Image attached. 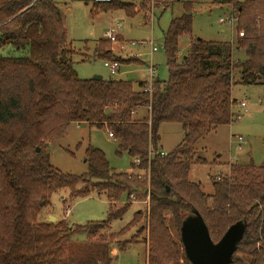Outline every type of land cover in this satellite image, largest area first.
I'll return each instance as SVG.
<instances>
[{
	"label": "trees",
	"instance_id": "16d2710c",
	"mask_svg": "<svg viewBox=\"0 0 264 264\" xmlns=\"http://www.w3.org/2000/svg\"><path fill=\"white\" fill-rule=\"evenodd\" d=\"M183 4V14L171 21L164 35L169 77H155L149 94L143 90L144 81L80 78L55 0H0V264H70L67 250L76 233L93 238L110 227L112 220L125 215L135 192L150 199L144 227L149 231L148 264H180L181 225L194 209L204 217L214 242L232 224L247 222L231 264H264V163L232 164L228 176L213 180V194L189 179L192 163L202 162L195 158L197 141L235 117V72L243 82L264 79V0H230L238 18L236 41L192 36L185 55L180 54L179 40L193 33L194 6ZM98 5L131 16L135 4L113 0ZM9 46L22 54H3ZM238 50L245 53V60L234 58ZM95 55L120 64H142L115 57L106 38L97 42ZM143 107L147 114L135 119ZM71 122L108 125L120 152L140 159L138 168L147 181L113 171L105 154L91 146L84 174L63 173L55 167L49 144ZM165 122L182 124L187 134L162 156L159 129ZM63 189L69 190L70 200L105 193L113 206L105 220L83 226L40 220L52 195ZM125 195L128 202L117 207ZM168 216L182 244L172 235ZM139 218L142 211L101 240H117ZM103 246L101 256L106 252ZM184 255L190 264L185 251Z\"/></svg>",
	"mask_w": 264,
	"mask_h": 264
},
{
	"label": "rangeland",
	"instance_id": "374dc122",
	"mask_svg": "<svg viewBox=\"0 0 264 264\" xmlns=\"http://www.w3.org/2000/svg\"><path fill=\"white\" fill-rule=\"evenodd\" d=\"M61 9L68 34L69 47L75 52L72 56L74 67L82 79H92L101 75L104 79H125L138 82L148 79L150 64L157 68L156 77L167 80L169 77L167 57L164 49V35L171 21L183 14L184 2L194 6L193 33L183 35L179 40L180 54L185 55L190 49L191 37L196 36L207 41H234L237 29H232L226 18L233 11L230 0H154L153 14L150 10L152 0H121L135 3L132 15L123 10H104L94 0H55ZM245 1V0H238ZM122 26L116 41L107 37L113 27ZM122 37V41L118 39ZM106 38L111 43L115 57L141 61L142 64H121L113 75L105 65V58L95 55L96 44ZM236 41V40H235ZM152 43L158 48L152 51ZM8 56H20L22 53L9 46L2 50ZM234 58L245 60L243 51H236ZM140 63V62H138ZM235 85L232 96L236 100L233 112L235 117L229 124H222L206 133L195 145V158L189 171V179L199 183L206 194H213V180L230 174V166L235 163H264V79L257 83L243 82L239 71L235 72ZM247 106H242L241 102ZM146 108H140L134 114L135 119L144 118ZM108 125L100 127L87 122H71L64 133L49 144L51 163L63 173L82 175L88 170L86 150L91 146L100 149L117 173L139 175L145 180L144 171L126 151L120 152L119 142L109 135ZM187 131L177 122L162 123L159 129L158 147L165 152H172L186 137ZM244 142L239 141V137ZM154 155V151L150 154ZM133 163H135L133 165ZM135 192L130 197V205L122 218L112 220L110 227L103 228L93 238L87 234L76 233L68 246L67 256L70 264H148L150 242L145 215L150 199ZM69 190L63 189L51 197V206L44 208L40 220L53 222L66 220L71 225H86L89 222L105 220L112 204L105 193L94 192L90 196L70 200ZM67 199V201L65 200ZM66 202H65V201ZM127 201L126 195L117 202L122 207ZM115 207V206H114ZM67 208H70L67 212ZM137 211L143 212V218L116 238L103 242L102 235L117 233L127 226ZM169 228L175 240L181 243L176 227L168 216ZM106 244L105 254H99ZM182 244V243H181ZM123 247V248H122ZM180 264H187L183 247L179 250Z\"/></svg>",
	"mask_w": 264,
	"mask_h": 264
},
{
	"label": "water",
	"instance_id": "95a60500",
	"mask_svg": "<svg viewBox=\"0 0 264 264\" xmlns=\"http://www.w3.org/2000/svg\"><path fill=\"white\" fill-rule=\"evenodd\" d=\"M101 80V75H95ZM109 108L106 109L108 113ZM169 190V187H168ZM51 216L50 221H55ZM181 239L184 251L190 264H231L238 244L243 240L247 230V222L241 220L232 224L218 242H214L208 225L202 214L194 209L181 225Z\"/></svg>",
	"mask_w": 264,
	"mask_h": 264
},
{
	"label": "built area",
	"instance_id": "2783aa9c",
	"mask_svg": "<svg viewBox=\"0 0 264 264\" xmlns=\"http://www.w3.org/2000/svg\"><path fill=\"white\" fill-rule=\"evenodd\" d=\"M113 0H94V2L96 3V4H105V3H110V2H112ZM155 1L154 0H152V3H150V10H151V13L153 14V10H154V8H155V3H154ZM220 22H222V23H225V22H228L229 23V25L232 27V29H237V24H238V18H237V14H236V12H234V11H232L231 12V14L229 15V16H227L226 18H224V17H222L221 19H220ZM121 28H122V26H120V28L119 29H116V28H112L111 30H109L108 32H107V37L109 38V39H111L112 41H116V38H117V35L119 34V31L121 30ZM237 34H238V32H237ZM244 35V32L243 31H241L240 33H239V36H243ZM152 45H153V43H152ZM156 50H158V48L156 47V46H152V51H156ZM105 65L107 66V67H109L110 68V70H111V73L113 74V75H115L118 71H119V69H120V63L118 62V61H106L105 62ZM148 70H149V77H148V79H146L144 82H145V85L143 86V90H144V92L145 93H149V94H151L152 93V91H153V83H154V81H155V77H156V71H157V68H156V66L154 65V64H150V66L148 67ZM241 105L242 106H247V104H246V102H241ZM109 135L111 136V137H113V133L112 132H109ZM239 141L240 142H244V138L243 137H239ZM152 152H150V154H151ZM159 153L162 155V156H165V155H167V153L168 152H165V151H162V150H159ZM153 155V154H152ZM135 163H140V159L139 158H136L135 159ZM218 179H220V177L218 176ZM67 210V212H69V210H70V208H67L66 209Z\"/></svg>",
	"mask_w": 264,
	"mask_h": 264
},
{
	"label": "crops",
	"instance_id": "0c3cea01",
	"mask_svg": "<svg viewBox=\"0 0 264 264\" xmlns=\"http://www.w3.org/2000/svg\"><path fill=\"white\" fill-rule=\"evenodd\" d=\"M135 4V3H134ZM157 72V71H156ZM146 80V78H144V79H142V80H139V81H145ZM146 115V114H145Z\"/></svg>",
	"mask_w": 264,
	"mask_h": 264
}]
</instances>
